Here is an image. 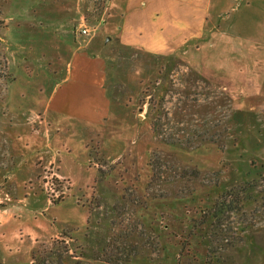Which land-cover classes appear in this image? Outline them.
I'll return each instance as SVG.
<instances>
[{"label":"rangeland","instance_id":"1","mask_svg":"<svg viewBox=\"0 0 264 264\" xmlns=\"http://www.w3.org/2000/svg\"><path fill=\"white\" fill-rule=\"evenodd\" d=\"M82 3V26L106 19L107 0ZM47 5L0 0V264H31L62 231L71 238L66 264H264L257 6L234 1L236 10L220 11L227 30L202 32L166 57L107 46L100 56L121 60L117 73L94 70V84L84 80L73 95L88 107L58 106L72 125L59 129L26 111L45 104L73 50L64 43L71 32L41 28ZM25 118L29 126H19ZM48 152L81 170L63 177L59 162L42 166Z\"/></svg>","mask_w":264,"mask_h":264},{"label":"crops","instance_id":"2","mask_svg":"<svg viewBox=\"0 0 264 264\" xmlns=\"http://www.w3.org/2000/svg\"><path fill=\"white\" fill-rule=\"evenodd\" d=\"M234 1L241 2L240 8L243 7V4L246 6L249 4L256 5L258 8L257 14L264 15V0H107L106 19L99 18L93 24L90 23V26L85 24L94 32L87 43L84 41L86 45L82 46L81 44L80 46L78 40L83 37L78 35V30L83 23V0H42L46 5L48 3V10L38 16V19H40L39 24L42 25L41 28L47 31L71 32L70 39H67L68 41L64 43L65 45H72L73 50L65 64L66 68L60 75V82L51 90L45 104L39 109L30 108L26 111L30 113L29 115L32 118H34L33 116L38 118V123L43 126L50 124L57 128L59 126V129H61L63 124L64 128H71L72 125L67 123L66 118L59 117L57 114L58 106L74 110L77 107H86L87 105L84 103L76 104L73 97L77 93L78 87L83 85V81L87 80L94 84L92 81L94 70L98 74L100 69L102 71L104 69L106 77L111 72L112 74L117 73L121 60L110 56L101 58L100 55H103L101 51L104 48L109 46L122 51L139 49L147 54L151 53L153 57H166L174 49L195 43L196 38L200 37L202 32L227 30V27H223L225 26L222 18L223 14L220 11L226 9V7H230L231 11L236 10L232 6ZM35 10L36 8H28L24 12L29 13L30 20H36ZM24 12L18 13V18L22 19L24 16L26 18ZM32 12H34L33 15ZM25 18L23 23L31 24L29 19L26 20ZM106 36L109 37L108 42L103 43ZM91 46L94 50L90 52ZM257 46L264 48V45ZM82 92L84 95L88 94V91ZM101 96L104 97L103 94ZM80 99L83 98L80 96ZM105 101L107 103L106 99ZM110 102L112 103L111 100ZM26 119L19 126L28 127L30 123H26ZM33 121L36 122L35 119ZM45 146L47 148L49 145ZM47 154L44 156L39 155L36 161H41L42 166L50 165L53 161L59 162V173L63 177L76 175L81 170L78 163L68 164L69 159L63 155H54L50 152ZM34 164L35 159L31 162L28 158L25 159L24 166L30 167L31 170ZM95 196L93 197L94 202L96 201ZM151 200L154 199L149 201ZM99 209L100 204L89 203V212L94 215L93 221L98 226L101 223ZM10 220L9 217H6L5 223ZM128 223H131L130 220ZM1 227L0 235H3L1 234ZM129 228L125 230L128 234H131L132 230L135 229H131V226ZM57 233L51 236L57 237ZM1 264H5V261L3 260Z\"/></svg>","mask_w":264,"mask_h":264},{"label":"trees","instance_id":"3","mask_svg":"<svg viewBox=\"0 0 264 264\" xmlns=\"http://www.w3.org/2000/svg\"><path fill=\"white\" fill-rule=\"evenodd\" d=\"M60 240H52L50 249L38 250L32 253L31 264H66L68 259L73 258L69 255V247L65 239H71L66 231H62ZM82 258L81 255H79ZM74 264H81L80 261Z\"/></svg>","mask_w":264,"mask_h":264},{"label":"built area","instance_id":"4","mask_svg":"<svg viewBox=\"0 0 264 264\" xmlns=\"http://www.w3.org/2000/svg\"><path fill=\"white\" fill-rule=\"evenodd\" d=\"M93 32H94L93 29L88 28L86 26H81L78 30V35L80 37H88V38L90 37L91 38V36L93 35Z\"/></svg>","mask_w":264,"mask_h":264}]
</instances>
